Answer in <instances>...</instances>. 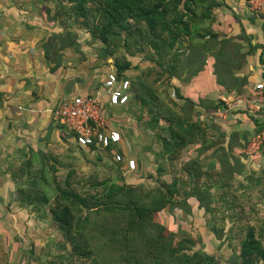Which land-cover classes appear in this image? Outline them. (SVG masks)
Listing matches in <instances>:
<instances>
[{"label": "rangeland", "instance_id": "rangeland-1", "mask_svg": "<svg viewBox=\"0 0 264 264\" xmlns=\"http://www.w3.org/2000/svg\"><path fill=\"white\" fill-rule=\"evenodd\" d=\"M34 1L45 3L41 10H32L33 13L40 11V14L34 15L42 27L56 33L71 29L79 35L83 51L81 57L85 59L83 61L80 57L81 62L71 70L89 73L87 78L91 79L94 87L100 86L111 70L117 71L119 66H128L124 74L136 85L135 96L126 109L109 110L106 115L114 116L123 125L121 132L129 138L132 148L130 151L134 152L130 154L139 162V169L136 173L124 175L113 163L111 155L77 147L75 149L72 147L74 143L62 136V153L54 157L50 154L48 160L44 161L43 180L35 185L32 175L29 174L31 176L28 177L33 181L26 186L27 192L32 197L49 200L48 203L37 200V204H33L36 215L32 214L31 219L29 218L30 226H27L26 235L22 237L29 252L28 264H93L86 257L74 254L65 236V229L54 220L51 212L53 209L70 207L74 196L70 200L68 196L73 194L78 195L77 206H72L74 216H86L87 213L84 212L88 211V205L97 203L104 185L114 180L120 184L125 182L136 185L142 194L148 195L163 192L165 183L177 179L174 186L175 200L181 202L182 207L172 212L167 207L157 213L155 221L168 232H174L171 236L173 249L180 256L191 257L194 264H241L239 257L246 238L259 241L260 248L264 251V145L252 156L243 153L245 148L242 149L240 155L244 160H233V164L243 168V173L233 175L232 181L220 178L221 174L224 175L223 170H214V178L210 176L208 179H196L194 175L195 181H192L186 178L189 170L206 172L207 163L203 167L199 165V168L196 165L198 163H195V156L202 155L201 144L193 143L188 145L187 150L174 152L171 145L165 142L170 138L172 130L178 131L170 121L172 116L179 115V110L172 102L174 98L170 92L174 86L171 85L169 69L181 58L187 44L190 45L184 37L185 26L180 29L182 36L175 41L173 38L166 39V35L171 34L169 31L162 32L164 37L156 40L153 39L155 35L148 34L144 29L139 33L134 28L131 35L126 31H115L116 35L111 36L108 43H104L96 35L94 27L100 23L96 21L98 19H94V15L87 20L82 17L76 19L72 12L76 7L73 3L62 4L57 0ZM88 8L91 10L92 6L89 4ZM180 11L185 13L182 9ZM182 20L187 23L186 17ZM152 42L158 46L167 42V45L166 48H154ZM168 42H173L171 48L168 47ZM69 61L73 63L74 60ZM138 85L142 87V91H138ZM137 94H148L150 99H154L145 106L136 97ZM62 129L67 130L64 127ZM254 135L250 136L249 141ZM204 185L212 192V203L208 210L199 207L195 197L188 199L194 195V191H203ZM186 199L192 206L183 203ZM189 207H192V214L187 210ZM40 210L44 216H37ZM91 241L94 253L100 254V244L92 239ZM102 264L111 263L105 261ZM257 264H264L263 252L259 255Z\"/></svg>", "mask_w": 264, "mask_h": 264}, {"label": "crops", "instance_id": "crops-1", "mask_svg": "<svg viewBox=\"0 0 264 264\" xmlns=\"http://www.w3.org/2000/svg\"><path fill=\"white\" fill-rule=\"evenodd\" d=\"M212 2L195 0V7L202 14L206 10V17L193 30L196 45L187 44L170 76L174 86L170 93L179 115L186 108L199 125L197 140L203 150L195 163L202 167L207 163V167L198 179L214 178V170L231 176L243 170L233 160L244 158L240 155L244 145L264 125V120L248 115L242 105L225 110L227 103L240 102L264 80V12L252 11L246 0ZM43 5V1L0 0V264L30 262L22 239L36 212L25 195L28 177L42 176V163L50 154L62 153V136L77 147L71 133L53 120V110L74 95L96 93L101 86L91 84L89 73L71 70L85 59L80 41L78 47L62 51L59 67H54L56 52L51 60L46 57L44 46L56 32L42 27L34 15L40 11H32ZM109 110L113 111L107 107L105 113ZM109 117L123 131V125ZM122 135L128 152L132 149L129 138ZM262 153L263 157L264 148ZM41 211L37 216L43 215Z\"/></svg>", "mask_w": 264, "mask_h": 264}, {"label": "trees", "instance_id": "trees-1", "mask_svg": "<svg viewBox=\"0 0 264 264\" xmlns=\"http://www.w3.org/2000/svg\"><path fill=\"white\" fill-rule=\"evenodd\" d=\"M57 1L62 4H75L76 7L72 12H74L76 19L82 17L87 20L94 15V19H98L96 21L100 23V25L94 27L97 32L96 35L104 43H108L111 36L116 35L115 31L120 33L126 31L127 34L131 35L134 28L139 33H142V29H144L148 34L155 35L156 37L153 39L156 40L164 37L162 32L169 31L171 34L169 36L166 35V39L173 38L175 41V39H179L182 36L183 33H180V29L185 26L184 37L189 39V47H194L198 40L193 30L206 17V10L202 14L198 6L195 7V0ZM212 1V3H215L214 0ZM89 4L92 6L91 10L88 8ZM198 4L201 5V3ZM180 9L185 11L186 14H182ZM46 13L47 15L49 14V9L46 10ZM201 15L202 18L200 17ZM183 17L187 18V23L182 20ZM131 21L132 23H130ZM157 33L160 35L158 36ZM174 34L177 35L172 36ZM50 39L49 43L44 47L46 49V57L50 60L52 59L51 54L56 52L54 67L60 66L63 50L69 47L76 48L79 44L77 33H73L71 29L64 30L61 33H54ZM151 44L154 48H166L167 42H164L161 46H158L155 42ZM172 46L173 42H170L168 47L171 48ZM127 69L128 66H119L117 68L119 76L125 77L124 73ZM169 70L172 72L174 66H171ZM131 87L134 91L131 97L132 100L135 96L136 85L131 82ZM137 89L142 91L140 85L137 86ZM147 95L137 94L136 97L146 106L154 99H150ZM172 102L175 104L174 100ZM183 111L184 115L175 114V116L170 118L172 126L177 127L178 131L172 130L170 138L165 140L171 145L174 152L186 149L190 144L198 143L196 135L198 134L199 125L194 121V116L191 112L186 108ZM261 129H264V125L258 126L256 132ZM93 149L91 151H95ZM107 152L110 153L109 150ZM102 153L105 154L104 152ZM105 155L107 156V154ZM114 164L122 172V164ZM196 165L197 168L200 167L198 164ZM223 172L225 176L221 174L220 178L229 177V172ZM242 173L243 170H236L234 174L240 175ZM203 174V170L196 171L191 169L186 172L187 178L192 181H195L193 179L194 175L197 179L202 177ZM234 176H231V180L228 179V182L232 181ZM32 179L36 185L39 180H43V176L34 177L32 175ZM32 179H28V184H31ZM180 181L185 184L182 179ZM176 184L177 179L175 178L171 183L164 184L163 192L144 195L138 190L136 185L125 182L120 184L116 180L108 181L104 185L102 194L97 198L98 202L88 205L87 212L83 211L87 213L86 216L82 215L78 218L74 216L72 206H77L76 197L78 198V195L73 194L68 196L69 200L74 196L70 207L67 206L62 210L53 209L51 214L54 220L65 229V236L71 244L74 254L86 257L93 264H102L105 261H110L111 264H194L195 261H191V257H187V255L180 256L173 249L171 236L174 232L171 230V232H168L163 225L155 221L157 213L167 207H169L170 212L182 207L180 202L175 200L176 191L174 186ZM224 184L221 183V185ZM193 193L194 195L189 196L188 199L195 197L199 202V207L205 208V210L210 209L212 192L207 186L204 185L203 191H194ZM25 195L30 204H37V200H44L45 203L49 201L46 198L38 199V196L32 197L27 191ZM188 199L184 200L183 203L185 205L187 203L190 205ZM187 210L189 214H192V207L187 208ZM89 224H91V227H89ZM91 239L100 244V254L94 253ZM262 252L264 258V251L261 250L259 241L256 239L247 240L246 238L242 244L239 257L242 260L241 264H257L259 255Z\"/></svg>", "mask_w": 264, "mask_h": 264}, {"label": "built area", "instance_id": "built-area-1", "mask_svg": "<svg viewBox=\"0 0 264 264\" xmlns=\"http://www.w3.org/2000/svg\"><path fill=\"white\" fill-rule=\"evenodd\" d=\"M250 9L264 12V0H246ZM131 80L120 77L113 70L106 75L100 89L94 94L74 95L63 101L52 112L53 120L66 128L77 147L101 151L111 155L114 163L122 164L125 174L136 173L139 162L125 150V141L121 131L112 124L113 119L106 115L105 109L125 108L131 102ZM243 106V110L263 123L264 120V80L255 84L252 91L240 102L227 103L226 111ZM264 144V129L255 133L248 141L243 153L252 156L258 153ZM109 150L110 153L107 151Z\"/></svg>", "mask_w": 264, "mask_h": 264}]
</instances>
